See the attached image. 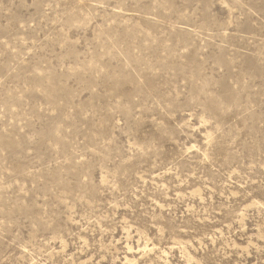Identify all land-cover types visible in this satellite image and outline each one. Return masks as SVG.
<instances>
[{
	"label": "rangeland",
	"instance_id": "obj_1",
	"mask_svg": "<svg viewBox=\"0 0 264 264\" xmlns=\"http://www.w3.org/2000/svg\"><path fill=\"white\" fill-rule=\"evenodd\" d=\"M0 264H264V0H0Z\"/></svg>",
	"mask_w": 264,
	"mask_h": 264
}]
</instances>
